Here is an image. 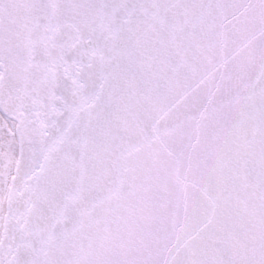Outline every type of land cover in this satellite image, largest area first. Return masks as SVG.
Listing matches in <instances>:
<instances>
[{"label":"snow or ice","instance_id":"6c2138e0","mask_svg":"<svg viewBox=\"0 0 264 264\" xmlns=\"http://www.w3.org/2000/svg\"><path fill=\"white\" fill-rule=\"evenodd\" d=\"M0 264H264V0H0Z\"/></svg>","mask_w":264,"mask_h":264}]
</instances>
